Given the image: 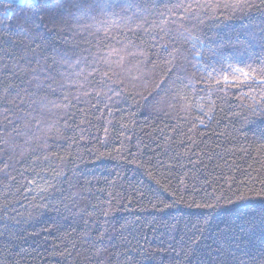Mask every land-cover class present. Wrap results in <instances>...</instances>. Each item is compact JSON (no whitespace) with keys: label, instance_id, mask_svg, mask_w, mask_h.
<instances>
[{"label":"trees","instance_id":"16d2710c","mask_svg":"<svg viewBox=\"0 0 264 264\" xmlns=\"http://www.w3.org/2000/svg\"><path fill=\"white\" fill-rule=\"evenodd\" d=\"M0 264H264V0H0Z\"/></svg>","mask_w":264,"mask_h":264}]
</instances>
